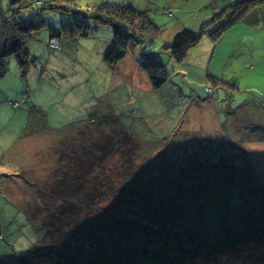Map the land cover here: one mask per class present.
<instances>
[{"label":"rangeland","instance_id":"374dc122","mask_svg":"<svg viewBox=\"0 0 264 264\" xmlns=\"http://www.w3.org/2000/svg\"><path fill=\"white\" fill-rule=\"evenodd\" d=\"M101 3L147 12V19L162 29L160 35L146 39L143 46L133 45L128 59L111 66L104 60L111 45L110 27L70 12L37 15L40 6L19 14L36 29L25 43L26 68L7 58V72L0 79V264H17L21 254L41 246L42 234L52 228L51 246L76 241L75 225L97 199L77 213L65 209L60 214L55 211L59 196L73 197L75 193L69 196L67 191L94 177L113 189L121 187L110 166L123 163L122 147L137 143L142 152L160 157L165 145L185 141L181 136L186 134H201V143L207 137L216 140L215 145L217 138L225 137L241 141L245 158H255L258 165L253 179L264 182V0H76L82 10ZM7 5L1 1L5 14ZM244 5L250 7L245 16L213 37L215 27ZM74 20L90 24L88 36L62 35L60 49H50V32H61L63 26L77 32ZM185 30L204 32L178 62L164 45ZM134 61L164 66L166 83L154 90ZM134 155L137 171L144 158ZM59 157L69 167L76 161L92 167L91 175L79 180L73 171L70 184V179L63 180ZM110 202L100 203L109 208ZM33 210L37 212L28 214ZM40 223H46L43 230ZM80 240L81 252L92 248L91 240Z\"/></svg>","mask_w":264,"mask_h":264},{"label":"trees","instance_id":"16d2710c","mask_svg":"<svg viewBox=\"0 0 264 264\" xmlns=\"http://www.w3.org/2000/svg\"><path fill=\"white\" fill-rule=\"evenodd\" d=\"M7 1V13L0 9V79L7 72V58L13 57L22 70L27 66L29 54L25 43L36 25L23 21L19 14L32 6H40L34 12L37 15L43 11L70 12L94 24L110 27L111 45L104 60L111 66L123 61L128 48L145 45L146 39L152 41L162 30L147 19V12L131 7L101 4L82 10L76 0ZM249 8L248 5L234 8L225 22L215 27L213 37L241 20ZM214 23L215 20L212 25ZM73 24L77 32L64 26L61 32L51 31L48 45L56 40L60 49L62 35L88 36L89 23L74 20ZM203 32L182 31L164 47L171 58L182 62L188 49L199 43ZM142 68L154 90L166 83L168 76L164 66L148 64ZM211 90L209 96L214 92ZM262 104L264 106V100ZM199 135L188 137L186 134L181 136L185 141L168 143L158 152L160 157L147 150L142 152L137 143L130 147L133 150L122 147L123 163L112 165L114 168L110 166L111 175L116 176L121 187L113 189L112 185H103L94 177L91 182L85 179L71 191L66 190L69 196L75 193L73 197L59 196L61 203L55 211L60 214H64L65 209L77 213L91 199H97L90 213L75 225L76 241L72 238L59 247L51 246L52 228L48 234L41 233V246L21 254L17 264H264V182L253 179L254 170L258 168L256 159L245 158L246 150L241 141L222 137L217 138L219 144L215 145L216 140L207 137L201 143ZM184 145L191 151L184 150ZM136 153L144 158L137 171L132 167ZM128 161L130 164H124ZM76 162L69 167L59 157L63 180L70 179V184L73 171L79 180L83 174L92 172V167H82ZM60 181L57 179V183ZM109 199V208L100 203ZM35 212L28 211V214ZM84 218H87L86 223ZM54 221L52 225L56 224ZM45 225L40 223L38 227L43 230ZM80 238L91 240L92 248H83L87 250L81 252Z\"/></svg>","mask_w":264,"mask_h":264},{"label":"built area","instance_id":"2783aa9c","mask_svg":"<svg viewBox=\"0 0 264 264\" xmlns=\"http://www.w3.org/2000/svg\"><path fill=\"white\" fill-rule=\"evenodd\" d=\"M48 46L52 50H59V41L51 40ZM208 93H210V90H208Z\"/></svg>","mask_w":264,"mask_h":264},{"label":"crops","instance_id":"0c3cea01","mask_svg":"<svg viewBox=\"0 0 264 264\" xmlns=\"http://www.w3.org/2000/svg\"><path fill=\"white\" fill-rule=\"evenodd\" d=\"M95 3H96V2H95ZM101 4H106V3H101ZM101 4H100V5H101ZM168 16H170V13L168 14ZM171 41H172V40H171ZM171 41H170V42H171ZM166 44H168V43H166ZM131 48H132V49H135V47H133V46H131L130 48H128V50H127V52H126V55H125V57L127 56V59H128V57H129V56H128V52H129V50H131ZM137 55H138V52L135 51V54L133 55L134 58H135ZM125 60H126V58H124L123 61H125ZM123 61H122V62H123ZM133 63H134L135 65H138V64H139V63H136L135 61H134Z\"/></svg>","mask_w":264,"mask_h":264}]
</instances>
